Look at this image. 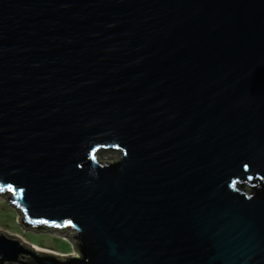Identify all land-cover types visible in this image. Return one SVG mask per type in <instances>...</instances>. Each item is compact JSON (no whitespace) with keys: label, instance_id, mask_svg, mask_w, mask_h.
<instances>
[{"label":"water","instance_id":"obj_1","mask_svg":"<svg viewBox=\"0 0 264 264\" xmlns=\"http://www.w3.org/2000/svg\"><path fill=\"white\" fill-rule=\"evenodd\" d=\"M0 191L77 252L0 264H264V0H0Z\"/></svg>","mask_w":264,"mask_h":264},{"label":"rangeland","instance_id":"obj_2","mask_svg":"<svg viewBox=\"0 0 264 264\" xmlns=\"http://www.w3.org/2000/svg\"><path fill=\"white\" fill-rule=\"evenodd\" d=\"M7 195L8 192L0 191V234L18 240L21 246L36 254L45 252L60 257L77 255L70 231L60 229L40 231L26 228L23 225V215L13 203L9 202Z\"/></svg>","mask_w":264,"mask_h":264},{"label":"trees","instance_id":"obj_3","mask_svg":"<svg viewBox=\"0 0 264 264\" xmlns=\"http://www.w3.org/2000/svg\"><path fill=\"white\" fill-rule=\"evenodd\" d=\"M9 195H7V197H8ZM50 227H47V226H43V228L42 229H40V231H42V230H44V231H46V230H48ZM53 228H51V230H52ZM23 262H25V261H23Z\"/></svg>","mask_w":264,"mask_h":264},{"label":"bare ground","instance_id":"obj_4","mask_svg":"<svg viewBox=\"0 0 264 264\" xmlns=\"http://www.w3.org/2000/svg\"><path fill=\"white\" fill-rule=\"evenodd\" d=\"M12 203V202H11ZM14 204V203H13ZM17 237H19V236H17ZM20 238V237H19ZM21 239V238H20ZM23 240V239H22ZM54 255V254H53ZM55 256H57V255H55ZM62 256V255H61ZM62 257H66L65 255H63Z\"/></svg>","mask_w":264,"mask_h":264}]
</instances>
